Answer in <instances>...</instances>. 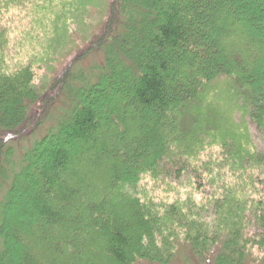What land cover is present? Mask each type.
I'll use <instances>...</instances> for the list:
<instances>
[{
	"label": "trees",
	"instance_id": "obj_1",
	"mask_svg": "<svg viewBox=\"0 0 264 264\" xmlns=\"http://www.w3.org/2000/svg\"><path fill=\"white\" fill-rule=\"evenodd\" d=\"M91 12L100 27L51 87L6 63L10 23L42 26L54 64ZM252 129L264 0H0V264H264ZM146 175L200 201L154 203Z\"/></svg>",
	"mask_w": 264,
	"mask_h": 264
},
{
	"label": "rangeland",
	"instance_id": "obj_2",
	"mask_svg": "<svg viewBox=\"0 0 264 264\" xmlns=\"http://www.w3.org/2000/svg\"><path fill=\"white\" fill-rule=\"evenodd\" d=\"M7 17L10 19V21H12L13 18L16 17V15L9 13ZM98 20L99 19L97 15H95V13L93 12H91L89 17L85 18V20L80 25L70 20L68 23L69 39L66 40L67 46H65L64 53L62 54V59L54 64H51V62L49 61L46 62L45 55L47 54V52H44L43 45L46 46L49 44V42L44 41L43 39L44 28L42 26L39 28H34L38 27L37 23H35L34 26L33 23L29 22L28 18L24 20L20 19V21L17 20L14 23H10V31L8 32V50L6 48V63L9 67H14L17 64L31 65L33 73L32 82L42 92L45 90V88L47 89V87L49 88L52 86V84H54V80L60 70L71 59H73V57L82 48H84V36L90 33L88 31L90 28L92 29L91 31H95L100 27V23H98ZM13 26H15L16 28H13ZM83 63H88V59H86ZM63 100L65 101L66 99L62 95H60V100H57L56 102L54 101V108L56 106H60L59 102ZM235 117L238 118V115H236ZM36 132L37 135H40L41 132H43V129L39 128L36 130ZM251 132L253 135H258L253 129L251 130ZM255 135L254 141L256 143V146L260 151H264V133H260V138ZM238 170L240 171L237 173H240L241 170L245 169ZM221 173L226 174V170H222ZM240 179L241 178H239V180ZM165 187L166 183H163L161 180H159V178L152 175H146L141 181L138 193L142 197H148L150 195L149 199H151V201L154 203L170 202L172 201V197L179 195L180 201L187 200L188 197H191L196 202L200 201L201 196L199 193V189H197L195 186H192L193 190H190L185 186L184 190L180 191L181 193L176 190L167 192L168 189L165 190ZM249 232L250 233L247 234L248 237L255 232V229L249 228ZM174 254H176L174 257V264H184L181 257L183 253L179 254L175 252Z\"/></svg>",
	"mask_w": 264,
	"mask_h": 264
}]
</instances>
